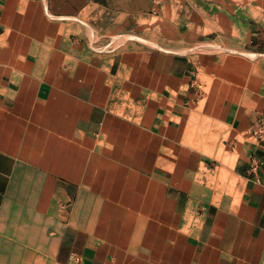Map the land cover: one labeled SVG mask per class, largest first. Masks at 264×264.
<instances>
[{"label": "crops", "instance_id": "0c3cea01", "mask_svg": "<svg viewBox=\"0 0 264 264\" xmlns=\"http://www.w3.org/2000/svg\"><path fill=\"white\" fill-rule=\"evenodd\" d=\"M182 6L0 0V264H264V137L239 106L195 110L218 22ZM204 114L228 159L188 183Z\"/></svg>", "mask_w": 264, "mask_h": 264}, {"label": "rangeland", "instance_id": "374dc122", "mask_svg": "<svg viewBox=\"0 0 264 264\" xmlns=\"http://www.w3.org/2000/svg\"><path fill=\"white\" fill-rule=\"evenodd\" d=\"M173 1L183 5L185 16L218 22L199 30L204 34L196 48L195 78L205 98L195 110L207 113L227 104L239 106L249 115L251 129L259 130L264 126V0ZM183 124L187 182L218 181L212 169L228 159L227 127L206 114ZM202 206L193 204L200 212Z\"/></svg>", "mask_w": 264, "mask_h": 264}, {"label": "built area", "instance_id": "2783aa9c", "mask_svg": "<svg viewBox=\"0 0 264 264\" xmlns=\"http://www.w3.org/2000/svg\"><path fill=\"white\" fill-rule=\"evenodd\" d=\"M258 133H259V137H260V138L264 137V126H262V127L258 130Z\"/></svg>", "mask_w": 264, "mask_h": 264}, {"label": "bare ground", "instance_id": "6f19581e", "mask_svg": "<svg viewBox=\"0 0 264 264\" xmlns=\"http://www.w3.org/2000/svg\"><path fill=\"white\" fill-rule=\"evenodd\" d=\"M248 2H249V1H248ZM194 16H195V15H194ZM185 120H186V119H185ZM179 127H180V126H179ZM180 129H182V128H180ZM177 156H178V155H177ZM158 161H159V160H158ZM184 172H185V171H184ZM184 179H185V178H184ZM184 179H183V180H184ZM215 197H217V196H215ZM215 199H216V198H215ZM217 199H218V198H217ZM218 202H219V199H218ZM189 204H190V203H189ZM216 225H217V224H216ZM244 236H245V235H244ZM254 244H255V243H254ZM242 248H243V247H242ZM253 250H254V249H253ZM238 252H239V251H238ZM240 252H241V251H240ZM253 252H254V251H253ZM253 252H252V253H253ZM255 254H256V253H255ZM257 254H258V253H257ZM236 255H237V254H236ZM239 255H240V254H239ZM248 260H249V259H248ZM238 261H239V260H238Z\"/></svg>", "mask_w": 264, "mask_h": 264}]
</instances>
